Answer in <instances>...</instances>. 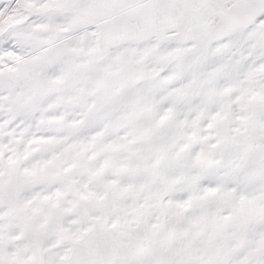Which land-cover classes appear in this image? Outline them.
<instances>
[{"label":"snow or ice","instance_id":"6c2138e0","mask_svg":"<svg viewBox=\"0 0 264 264\" xmlns=\"http://www.w3.org/2000/svg\"><path fill=\"white\" fill-rule=\"evenodd\" d=\"M0 264H264V0H0Z\"/></svg>","mask_w":264,"mask_h":264}]
</instances>
